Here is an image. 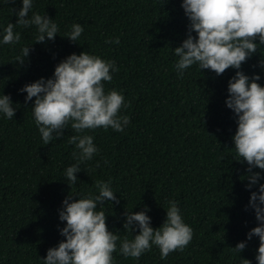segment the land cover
Returning <instances> with one entry per match:
<instances>
[{
  "label": "trees",
  "instance_id": "1",
  "mask_svg": "<svg viewBox=\"0 0 264 264\" xmlns=\"http://www.w3.org/2000/svg\"><path fill=\"white\" fill-rule=\"evenodd\" d=\"M182 0H33V13L46 15L58 25L54 40L35 43L36 27L14 25L19 44H3L8 23L15 24L22 0H0V94L11 96L13 119L0 113V264H44L50 247L66 239L59 219L69 194L95 196V182H110L119 203L105 201L102 209L110 231L121 240L136 233L123 229L125 210L147 208L151 226L166 219L168 201H177L180 214L193 229L183 252L161 259L153 245L137 260L117 250L114 264H251L256 260L259 237L247 239L258 226L249 206L252 191L246 188L247 162L239 159L233 136L237 117L226 106L229 79L235 69L222 75L193 65L179 76L174 48L188 35L189 20ZM79 23L84 31L78 42L65 37ZM196 35L194 32L192 33ZM119 37L120 43H105ZM256 43H259L256 41ZM30 46L21 65L15 57ZM82 51L115 61L118 71L104 82L105 92L115 89L130 102L119 115L130 123L123 132L112 128L87 130L98 148L91 160L81 161L72 187L65 171L77 163L78 153L69 138L77 133L69 124L63 136L43 145L31 107L25 104V84L53 77L55 66L72 53ZM264 45L259 46L242 71L259 74L264 86ZM106 161V163H105ZM99 163V167H97ZM259 183H264V170ZM99 207V205H98ZM138 232V229L136 230ZM246 241L240 254L232 248Z\"/></svg>",
  "mask_w": 264,
  "mask_h": 264
},
{
  "label": "clouds",
  "instance_id": "2",
  "mask_svg": "<svg viewBox=\"0 0 264 264\" xmlns=\"http://www.w3.org/2000/svg\"><path fill=\"white\" fill-rule=\"evenodd\" d=\"M181 6L189 25L187 38L174 48L178 75L182 77L183 71L193 65H198L200 71L211 70L218 76L230 68L236 70L228 81L229 95L225 103L237 117L238 126L232 139L239 157L236 160L246 161L248 165L246 188L250 190L258 184V191H252L249 199L258 226L247 233V239L259 237L256 260L258 264H264V183H259L261 173L253 171L254 168L264 170V86L258 83L259 74L249 77L241 70L259 46L264 45V0H182ZM32 7L33 0H22L15 24L8 23L4 29L3 44L20 43L21 34L14 31V25L23 28L34 25L37 30L35 43L46 42V38L55 39L59 33L58 25L46 15L33 13L29 17ZM83 31L81 24L74 23L65 37L78 42ZM105 43L119 44L120 40L119 37L109 38ZM29 50L30 46L22 47L15 62L23 65ZM260 53L264 57V52ZM259 66L264 68V59L260 60ZM118 70L115 61L82 51L60 61L53 77H41L19 89L27 93L25 104L35 98L31 109L43 145L60 139L69 124L77 133L68 141L79 150L73 152L77 163L65 171L71 187L77 182L76 173L81 171L80 162L91 160L99 151L93 137L81 133L109 127L123 132L130 123L129 116L119 115L122 107H130V102L125 103L124 96L115 89L105 92L104 82L110 83L111 73ZM15 111L11 96L0 94V113L11 120ZM95 187L98 189L95 196L73 199L75 194H69L63 200L59 219L66 225L60 233L66 239L47 250L44 264H114L113 253L117 250L118 240L119 251L125 258L138 260L155 245L161 259H166L170 253L183 252L192 241L193 229L184 222L175 200L167 202L166 219L156 228L151 226L147 208L138 212L125 210L123 229L136 234L131 240L127 236L121 240L109 230L105 211L98 210L103 208L105 201L118 204L119 199L110 182L98 180ZM245 248L246 241H241L232 249L240 254ZM242 264H251V261L243 258Z\"/></svg>",
  "mask_w": 264,
  "mask_h": 264
}]
</instances>
